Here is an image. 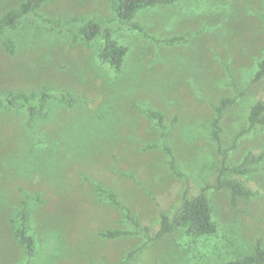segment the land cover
I'll use <instances>...</instances> for the list:
<instances>
[{"label":"rangeland","instance_id":"374dc122","mask_svg":"<svg viewBox=\"0 0 264 264\" xmlns=\"http://www.w3.org/2000/svg\"><path fill=\"white\" fill-rule=\"evenodd\" d=\"M115 1L48 0L34 23L0 34V95L73 98L50 99L47 115L31 121L24 109L0 107V264H227L257 243L264 251V158L230 170L264 151V127L247 124L264 103V76L252 82L264 58V0H172L128 23L117 20ZM22 2L0 0V18ZM88 21L127 48L118 70L98 58L102 34L73 38ZM172 37L181 40L162 42ZM226 98L215 138V108ZM147 111L162 115L161 127ZM218 177L250 196L232 200ZM200 192L215 232L156 238L160 217ZM21 212L35 242L30 258L12 231ZM116 229L125 234L100 235Z\"/></svg>","mask_w":264,"mask_h":264},{"label":"trees","instance_id":"16d2710c","mask_svg":"<svg viewBox=\"0 0 264 264\" xmlns=\"http://www.w3.org/2000/svg\"><path fill=\"white\" fill-rule=\"evenodd\" d=\"M48 0H23L17 9H12L5 13L0 18V34L7 29L11 28L22 19H29L32 23V16L35 10L40 5ZM172 0H116L114 5V13L117 20L120 23H128L134 13L144 7H151L155 5L168 4ZM41 24L47 25L50 28H56L58 31L64 29L65 26L59 24L49 23L48 20L41 21ZM133 27L139 32L142 28L133 24ZM103 36V44L100 49L98 58L101 62L108 63L115 69H119L122 63V59L126 54L127 48L118 45L110 39L108 31H103L102 27L92 21H88L76 26L74 32H72L73 38L79 37L86 43L91 42L99 35ZM181 38L172 37L165 39L164 43H174L180 41ZM9 51H12L10 42H7ZM264 76V58L258 63V70L256 71L252 82L260 80ZM50 99L58 100L71 105L73 98L68 96L61 90L53 91L51 93H7L0 95V107L7 109H24L27 114L29 121L34 117L41 115L46 116L48 113L47 102ZM232 103L229 98L222 99L219 105L215 108L216 118L212 122V135L217 137V130H219L218 122L224 108ZM146 116L157 120V124L161 127L162 115L156 112L147 111ZM247 124L249 128L253 127H264V103L256 102L249 110L247 116ZM264 158V151L257 155L248 154L244 157V161L240 167L231 168V172L244 173L246 168L244 166L250 165L254 162H258ZM244 169H241V168ZM225 168V167H224ZM216 188L227 189L232 197V200L237 197H248L250 196L249 191L243 189L240 183L233 180H221L220 177L216 180ZM100 194L105 195L114 205H118V202L113 193L100 189ZM26 212H21L16 219L15 224L12 227L14 238L18 244L24 249L27 257H33L35 253V242L31 235L27 234L26 225ZM132 220V219H130ZM183 229L184 232L192 237H203L212 235L216 227L211 219V207L207 197L203 192L191 197L185 198L178 208V210L171 216L167 217L162 215L160 217L159 229L156 233V238L165 236L171 233L173 230ZM125 233L119 230H107L101 232L100 235L107 239L116 238ZM131 253L127 257H130ZM123 264V263H120ZM227 264H264V251L260 248L259 243L255 247L254 253L244 256L242 258L232 260Z\"/></svg>","mask_w":264,"mask_h":264}]
</instances>
